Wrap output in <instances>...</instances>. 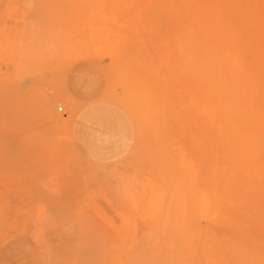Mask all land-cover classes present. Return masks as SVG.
<instances>
[{
    "label": "rangeland",
    "instance_id": "374dc122",
    "mask_svg": "<svg viewBox=\"0 0 264 264\" xmlns=\"http://www.w3.org/2000/svg\"><path fill=\"white\" fill-rule=\"evenodd\" d=\"M204 1L0 0V264H199Z\"/></svg>",
    "mask_w": 264,
    "mask_h": 264
},
{
    "label": "bare ground",
    "instance_id": "6f19581e",
    "mask_svg": "<svg viewBox=\"0 0 264 264\" xmlns=\"http://www.w3.org/2000/svg\"><path fill=\"white\" fill-rule=\"evenodd\" d=\"M227 1L180 10L203 39L192 52L198 259L264 264V1Z\"/></svg>",
    "mask_w": 264,
    "mask_h": 264
},
{
    "label": "built area",
    "instance_id": "2783aa9c",
    "mask_svg": "<svg viewBox=\"0 0 264 264\" xmlns=\"http://www.w3.org/2000/svg\"><path fill=\"white\" fill-rule=\"evenodd\" d=\"M60 109H62V107H60Z\"/></svg>",
    "mask_w": 264,
    "mask_h": 264
}]
</instances>
